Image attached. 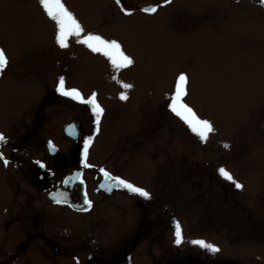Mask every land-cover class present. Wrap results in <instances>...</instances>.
Returning a JSON list of instances; mask_svg holds the SVG:
<instances>
[{
    "label": "rangeland",
    "instance_id": "374dc122",
    "mask_svg": "<svg viewBox=\"0 0 264 264\" xmlns=\"http://www.w3.org/2000/svg\"><path fill=\"white\" fill-rule=\"evenodd\" d=\"M62 3L81 24L82 35L92 33L116 40L133 64L114 70L106 57L77 43L74 36L69 37L67 48H60L55 43V23L39 0H0V48L7 56L28 53L34 58L48 53L53 61L66 55L82 96L96 93L103 109L99 129H94L89 117L82 119L84 134L92 137L88 176L101 166L110 170L117 169L116 165L119 169L120 158H108L106 146L111 141L127 144L126 170L121 167V171L127 172V179H142L139 182L151 198L163 195L164 190L168 196L164 179H176L171 207H175L183 242L202 239L217 246L215 255L209 253L210 264L224 260L230 264H264V147L260 146L264 124V11L255 7L262 3ZM147 4L157 5L156 12H140L138 7ZM181 72L188 81L183 102L214 128L204 142L168 108ZM123 83L132 87L124 89ZM121 92L127 99L119 98ZM1 94L7 102L0 115L8 114L11 107L7 96L21 93L9 83ZM220 167L242 188L223 181L217 171ZM128 212V221L125 215L110 211L93 215L92 221L95 218L104 228L105 237L126 226L129 232L137 216L131 206ZM83 219L79 223L90 221Z\"/></svg>",
    "mask_w": 264,
    "mask_h": 264
},
{
    "label": "flooded vegetation",
    "instance_id": "af4514ba",
    "mask_svg": "<svg viewBox=\"0 0 264 264\" xmlns=\"http://www.w3.org/2000/svg\"><path fill=\"white\" fill-rule=\"evenodd\" d=\"M256 1L260 2L253 0L254 4ZM255 7L264 11V4ZM50 55L42 53L34 58L28 53L6 55L7 66L0 71V110L7 102L1 94L4 87L14 84L21 93L12 98L7 96L11 112L0 115V133L7 139L6 144L0 145V153L9 160L7 167L0 162V264L37 261V264H210V252L191 244V240L174 243L176 212L171 205L175 200L176 179H164L169 194L164 190L157 198L150 195L145 199L121 187L106 190L101 184L104 180L101 168L143 188L139 182L142 179H127V172L121 171V167L126 170L127 144L112 141L106 146L108 158L114 161L120 158L119 169L116 165L117 169L109 167L110 170L101 166L92 177L88 176L92 167L91 142L86 156L91 167H84L80 161L83 141L88 135L84 134L82 119L89 117L96 130L100 123L95 122L89 105L56 92L61 76L66 88H75L80 93L81 90L73 81L71 59L63 55L53 61ZM262 127L260 146L264 147V124ZM49 142L53 149L49 148ZM81 167L91 207L80 210L66 202L55 203L50 194L63 188L66 176ZM130 206L137 216L130 233L126 226L105 237L104 228L95 218L92 221L93 215L101 216L106 211L125 215L128 221ZM82 218L91 223H79ZM215 264L230 263L224 260Z\"/></svg>",
    "mask_w": 264,
    "mask_h": 264
},
{
    "label": "snow or ice",
    "instance_id": "6c2138e0",
    "mask_svg": "<svg viewBox=\"0 0 264 264\" xmlns=\"http://www.w3.org/2000/svg\"><path fill=\"white\" fill-rule=\"evenodd\" d=\"M169 2L170 0H164L165 4ZM260 2L264 4V0H260ZM39 3L47 17L55 23V43L60 48H67L69 37L74 36L76 37L77 43L86 46L93 53H98L106 57L114 70L118 71L133 64L132 58L125 54V52L122 50V46L116 40H106L101 36L92 33L82 35L84 29L74 17V15L65 7V5L62 3V0H39ZM117 3L119 4L120 0H117ZM156 10L157 9L155 6L141 9V11L149 14L156 12ZM122 11L125 10L122 8ZM125 14L128 15L130 13L125 11ZM7 63L8 59L4 50L0 49V71H2L7 66ZM113 79L115 80L117 78L113 76ZM187 82L188 81L186 74L181 72L176 78L174 91L169 97L170 102L168 104V108L190 129L193 134H195L199 138L201 142H204L206 141L208 135L214 131V128L209 120L199 118L193 111V109L183 102V97L186 95ZM121 86L124 89L132 87L127 83H123ZM55 90L61 96L68 97L71 100L77 101L81 104L89 105L95 117V122L97 124L99 123L103 109L96 101L95 92H93L87 98H84L79 90L75 88L69 89L65 87V79L63 76L58 78ZM119 98L121 100H125L127 99V96L124 92H121ZM91 140L92 137L89 136L86 137L83 141L84 151L81 154L80 162L84 167H91V165L86 162L87 150ZM6 143V137L3 135V133H0V145ZM224 147L227 148L228 145L225 144ZM49 148L53 149V145L51 144V142H49ZM0 162H3L5 167H7V165L9 164V160L4 157L3 153H0ZM40 166L44 167L43 164H41ZM217 171L220 177L233 184L236 189L242 188V185L238 181H236L225 168L220 167ZM100 172L104 177V187L106 190L110 191L113 187H121L126 189L129 193L136 194L145 199L150 198V194L145 189L135 186L129 181H126L120 177L113 176L103 168L100 169ZM76 175L78 177L79 173H77ZM68 179H65V184L68 183ZM50 196L57 204L66 202L64 193L58 192L55 194H50ZM85 204L88 205L89 208L91 207V202L87 199V197H85ZM173 224L175 237L174 243L179 245L182 242L181 227L180 224L176 221H173ZM190 243L213 254L219 251L217 246L202 239L192 240L190 241Z\"/></svg>",
    "mask_w": 264,
    "mask_h": 264
},
{
    "label": "water",
    "instance_id": "95a60500",
    "mask_svg": "<svg viewBox=\"0 0 264 264\" xmlns=\"http://www.w3.org/2000/svg\"><path fill=\"white\" fill-rule=\"evenodd\" d=\"M152 6H155V5H152V4L145 5V6H142V9L152 7ZM83 151L84 149L82 150V152ZM77 173H79L78 177L76 175ZM39 174L45 175L44 173H41V172L40 173L38 172V175ZM68 178H71V179H68ZM65 179H68V183L67 184L64 183L63 188L59 189L55 193H58V192L64 193L66 203L70 204L73 208L80 209V210L88 209L89 208L88 205L85 204V197H87V195H86V190H85V184L82 181V168L75 170L72 173L68 174ZM101 184L102 186L104 185V180H102Z\"/></svg>",
    "mask_w": 264,
    "mask_h": 264
}]
</instances>
